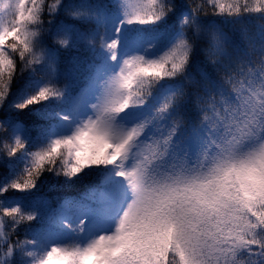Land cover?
Returning a JSON list of instances; mask_svg holds the SVG:
<instances>
[{"label":"snow or ice","instance_id":"6c2138e0","mask_svg":"<svg viewBox=\"0 0 264 264\" xmlns=\"http://www.w3.org/2000/svg\"><path fill=\"white\" fill-rule=\"evenodd\" d=\"M209 15L264 0H0V264H264V19L241 43ZM125 25L157 31L122 55ZM90 169L111 172L43 218L8 203Z\"/></svg>","mask_w":264,"mask_h":264},{"label":"trees","instance_id":"16d2710c","mask_svg":"<svg viewBox=\"0 0 264 264\" xmlns=\"http://www.w3.org/2000/svg\"><path fill=\"white\" fill-rule=\"evenodd\" d=\"M226 2H230V0H226ZM196 3H200V0H196ZM118 15V14H116ZM115 15V16H116ZM113 16V17H115ZM203 21L206 23H214L223 27L226 31L232 33L238 38V42L244 43L240 40V32L242 27H247L249 29V36L253 37L255 41L258 43V37L256 36V28L257 22L259 20L264 19V17L258 15H244L240 17H230V16H213L209 15L206 17H202ZM157 29L151 28L149 26H124L123 35L124 38L122 40V46L128 47L135 40L140 41L143 45L147 42L149 35H155ZM161 46H158L154 52H158ZM74 49L65 50V57L67 63H72ZM107 57V53L103 54ZM28 94V90L24 92H13V100L19 101L22 100ZM153 102H150L148 108L152 106ZM49 108L61 107L55 101H52L49 105ZM148 108L141 109H133L129 110L127 116L129 118H138L141 117L142 114L148 111ZM31 144V141H30ZM13 163L17 166V168L22 167L24 164V160L21 157H17ZM111 170H98V169H90L86 170L80 177H78L75 181L65 182L59 178L54 176L53 174H45L42 178L38 188L33 193L28 194H16L14 197H10L8 203L10 205L22 203L26 207L32 206V203L41 198L47 200L49 205L48 209H42L41 215L42 218L47 214L48 211L58 210L60 206L67 199L74 200H84L88 194L93 191V189H97L98 187L103 186L104 179L109 175ZM123 191L122 186H116L112 189V194L115 198V201L119 203L121 199V193ZM96 214L94 213L93 217ZM107 216L99 217V222L101 225L104 224V220L106 221ZM38 221L37 223H40ZM88 236L87 232L82 239H86ZM62 240V243L67 242L69 240L75 239L76 237L67 229L64 230V233L59 237Z\"/></svg>","mask_w":264,"mask_h":264},{"label":"rangeland","instance_id":"374dc122","mask_svg":"<svg viewBox=\"0 0 264 264\" xmlns=\"http://www.w3.org/2000/svg\"><path fill=\"white\" fill-rule=\"evenodd\" d=\"M119 20V16L116 15L115 17H111L109 19V27L110 30L114 32V28H115V24L118 23ZM124 31V28L123 30ZM124 38V35L122 37V40ZM138 47L142 48L143 47V43L140 41L135 40L134 42H132L128 47L122 46L121 44V54L123 55V53L127 50H136ZM139 118V117H138ZM118 179V178H117ZM111 199H114V196L112 194ZM91 217V216H90ZM107 220H104V224L101 225L100 222L97 223H92V219L90 218V224L88 227V231H87V238L86 239H90L92 236L97 235L100 231H110L112 229V227L114 226L115 220H114V212L110 213L107 216ZM80 239H82L80 237ZM56 242L58 243H62V240L60 238H57Z\"/></svg>","mask_w":264,"mask_h":264}]
</instances>
